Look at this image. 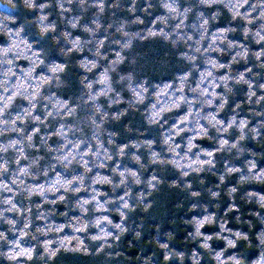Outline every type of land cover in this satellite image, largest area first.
<instances>
[{
	"label": "clouds",
	"instance_id": "1",
	"mask_svg": "<svg viewBox=\"0 0 264 264\" xmlns=\"http://www.w3.org/2000/svg\"><path fill=\"white\" fill-rule=\"evenodd\" d=\"M0 9V264H264V0Z\"/></svg>",
	"mask_w": 264,
	"mask_h": 264
},
{
	"label": "trees",
	"instance_id": "2",
	"mask_svg": "<svg viewBox=\"0 0 264 264\" xmlns=\"http://www.w3.org/2000/svg\"><path fill=\"white\" fill-rule=\"evenodd\" d=\"M0 10H5V11H7V9H0ZM183 230V229H182ZM127 251H129V252H134L135 251V248L133 247V248H129V249H127Z\"/></svg>",
	"mask_w": 264,
	"mask_h": 264
}]
</instances>
